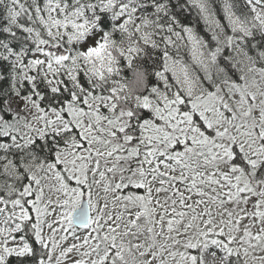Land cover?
I'll return each mask as SVG.
<instances>
[{"label": "snow or ice", "instance_id": "snow-or-ice-1", "mask_svg": "<svg viewBox=\"0 0 264 264\" xmlns=\"http://www.w3.org/2000/svg\"><path fill=\"white\" fill-rule=\"evenodd\" d=\"M0 264H264V0H0Z\"/></svg>", "mask_w": 264, "mask_h": 264}]
</instances>
